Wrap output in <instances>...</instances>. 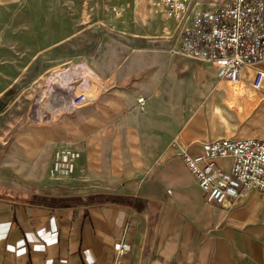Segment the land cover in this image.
<instances>
[{"label":"crops","instance_id":"0c3cea01","mask_svg":"<svg viewBox=\"0 0 264 264\" xmlns=\"http://www.w3.org/2000/svg\"><path fill=\"white\" fill-rule=\"evenodd\" d=\"M258 69L264 61L244 69L238 83H220L208 100L213 114L195 113L143 167L137 168L132 146L106 144L134 134L120 128L126 126L120 115L140 95H150L158 72L123 67L76 122L67 118L38 129L29 140L45 148L48 177L59 147L82 152L70 185L77 190L41 188L37 169L14 184L0 180V264H264V193L250 190L210 203L183 156L198 155L217 139H264V86L257 90L250 80ZM218 117L231 135L213 130ZM114 120L116 127L106 126ZM30 154L34 160L40 151ZM218 164L229 171L232 159ZM122 242L129 246L119 260Z\"/></svg>","mask_w":264,"mask_h":264},{"label":"rangeland","instance_id":"374dc122","mask_svg":"<svg viewBox=\"0 0 264 264\" xmlns=\"http://www.w3.org/2000/svg\"><path fill=\"white\" fill-rule=\"evenodd\" d=\"M191 17L178 27L157 0H0V180L14 184L37 169L44 176L41 188L76 191L70 188L76 175L49 181L45 148L30 136L67 118L76 122L123 67L159 73L150 95H140L120 115L126 125L120 128L134 134L106 144L132 146L137 168L173 143L195 113L213 114L208 100L224 82L211 67L178 51ZM80 94L94 100L74 110L72 101ZM218 119L213 130L231 135L233 129ZM33 150L40 151L34 160Z\"/></svg>","mask_w":264,"mask_h":264},{"label":"built area","instance_id":"2783aa9c","mask_svg":"<svg viewBox=\"0 0 264 264\" xmlns=\"http://www.w3.org/2000/svg\"><path fill=\"white\" fill-rule=\"evenodd\" d=\"M164 17L184 26L179 53L216 69L220 82L237 83L243 70L264 61V0H157ZM264 86V70L253 80L257 90ZM85 94L76 95L73 108L93 102ZM141 107L146 99H139ZM184 161L210 203L222 204L228 198L255 190L264 193V139L222 138L206 142L198 155L184 153ZM82 152L70 145L59 147L53 155L49 177L55 181L76 173ZM219 159H232L231 169L219 166ZM122 242L118 257L127 253ZM118 260V261H119Z\"/></svg>","mask_w":264,"mask_h":264},{"label":"bare ground","instance_id":"6f19581e","mask_svg":"<svg viewBox=\"0 0 264 264\" xmlns=\"http://www.w3.org/2000/svg\"><path fill=\"white\" fill-rule=\"evenodd\" d=\"M238 83V82H237Z\"/></svg>","mask_w":264,"mask_h":264}]
</instances>
